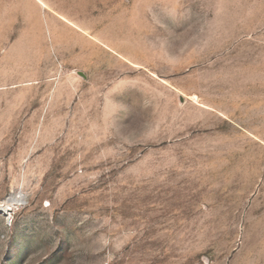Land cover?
<instances>
[{
	"label": "rangeland",
	"instance_id": "1",
	"mask_svg": "<svg viewBox=\"0 0 264 264\" xmlns=\"http://www.w3.org/2000/svg\"><path fill=\"white\" fill-rule=\"evenodd\" d=\"M0 264H264V0H0Z\"/></svg>",
	"mask_w": 264,
	"mask_h": 264
},
{
	"label": "bare ground",
	"instance_id": "2",
	"mask_svg": "<svg viewBox=\"0 0 264 264\" xmlns=\"http://www.w3.org/2000/svg\"><path fill=\"white\" fill-rule=\"evenodd\" d=\"M23 198L24 197L22 194H19V195H16V196L9 198L6 205L0 206V211L3 213H7L10 210V205L18 204V203L22 202Z\"/></svg>",
	"mask_w": 264,
	"mask_h": 264
}]
</instances>
